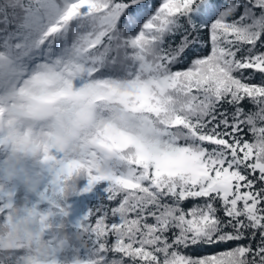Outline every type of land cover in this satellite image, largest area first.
Returning a JSON list of instances; mask_svg holds the SVG:
<instances>
[{
  "label": "snow or ice",
  "instance_id": "obj_1",
  "mask_svg": "<svg viewBox=\"0 0 264 264\" xmlns=\"http://www.w3.org/2000/svg\"><path fill=\"white\" fill-rule=\"evenodd\" d=\"M38 167L64 264H264V0H0V173Z\"/></svg>",
  "mask_w": 264,
  "mask_h": 264
},
{
  "label": "trees",
  "instance_id": "obj_2",
  "mask_svg": "<svg viewBox=\"0 0 264 264\" xmlns=\"http://www.w3.org/2000/svg\"><path fill=\"white\" fill-rule=\"evenodd\" d=\"M4 148H8L6 142ZM16 151L17 154L28 157L27 166L30 168L35 154L26 151V146H16ZM39 159L41 165L47 163L43 157ZM31 179L32 182L29 183L27 178L7 172L0 173V194L5 199L6 206L14 203L15 209L27 207L30 212L38 213L34 224L27 223L25 217H14L13 221L0 226V248L12 255L23 252L30 264H64L62 249L69 239L66 231L68 225L77 219V209L61 205L75 194L73 177H62L53 189V180L40 177L38 167ZM37 191L41 195L48 192L56 202L47 204L38 201ZM16 226L20 227L22 233L19 239L13 238Z\"/></svg>",
  "mask_w": 264,
  "mask_h": 264
}]
</instances>
